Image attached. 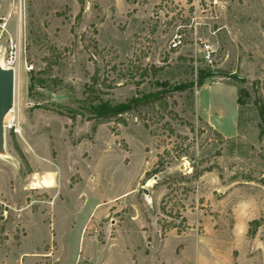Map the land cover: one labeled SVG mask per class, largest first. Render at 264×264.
<instances>
[{
  "label": "rangeland",
  "instance_id": "374dc122",
  "mask_svg": "<svg viewBox=\"0 0 264 264\" xmlns=\"http://www.w3.org/2000/svg\"><path fill=\"white\" fill-rule=\"evenodd\" d=\"M0 58L15 74L0 264L12 251L15 264H98L110 250L80 238L156 222L222 230L223 264H264V0H0ZM156 91L165 106L89 117L91 103Z\"/></svg>",
  "mask_w": 264,
  "mask_h": 264
},
{
  "label": "crops",
  "instance_id": "0c3cea01",
  "mask_svg": "<svg viewBox=\"0 0 264 264\" xmlns=\"http://www.w3.org/2000/svg\"><path fill=\"white\" fill-rule=\"evenodd\" d=\"M237 99L232 103L233 109L237 107ZM249 183L252 182L249 181ZM239 189L240 186H237L232 189L231 193L239 192ZM254 205H256V203H254ZM187 224L188 226L190 225L189 219ZM141 227L140 232H138L140 235L138 238H103L104 243L99 241L98 238H80V240L82 242L88 241L94 244L96 248H106L110 250L108 255L109 259L104 258L99 261L95 260L98 264H113L114 262L112 261L115 260L114 258L116 255L111 252L115 248H119V255L124 257L123 264H223V262L216 257L215 250V248L221 246L224 241L222 238V230H217L215 228V230L211 231L210 235H208L206 231L199 232L197 230L198 227H193L191 225L180 231H178L176 227H172L162 233L157 222L154 228L152 227L150 230L143 228V225H141ZM236 228L237 224H234L233 229L227 234L228 238L233 242L236 240V238H233V234L236 233ZM126 234H128V232H126L125 235ZM81 236L92 237L88 235ZM207 241L210 242L211 245L209 244V246L212 248L209 260L206 258ZM225 242L228 244L231 243V241L228 240ZM83 249L84 247L82 246L79 252L80 257L92 259L87 255H81ZM17 255L13 251L10 253L7 252L3 255V258L7 260L10 259L8 264H15L18 261Z\"/></svg>",
  "mask_w": 264,
  "mask_h": 264
},
{
  "label": "trees",
  "instance_id": "16d2710c",
  "mask_svg": "<svg viewBox=\"0 0 264 264\" xmlns=\"http://www.w3.org/2000/svg\"><path fill=\"white\" fill-rule=\"evenodd\" d=\"M208 71L199 69L197 73V78H196V85L201 86L205 79L208 77ZM239 96L237 99V102L239 105H243V97L247 96V91L244 88H240L239 91ZM158 103L159 106H165L166 103L163 100V93L161 91H156L152 93H147L143 94L141 96H135L132 97L130 100L126 102H119L116 104L104 101V100H99L97 103H91L88 105V112H89V117L92 119L96 120H105V119H110L116 116H120L126 112H129L131 110H135L140 106L148 105V104H154ZM258 114L261 120V125L264 128V105L260 104L258 108ZM163 164L161 163L160 160H158L155 164V166L146 172V175L150 176L153 174H156L161 170V167ZM251 222L257 223V220L254 219ZM165 232V229L162 231V233Z\"/></svg>",
  "mask_w": 264,
  "mask_h": 264
},
{
  "label": "water",
  "instance_id": "95a60500",
  "mask_svg": "<svg viewBox=\"0 0 264 264\" xmlns=\"http://www.w3.org/2000/svg\"><path fill=\"white\" fill-rule=\"evenodd\" d=\"M14 83V69L0 65V152L4 149V116L14 105ZM143 192L148 193L146 188H143Z\"/></svg>",
  "mask_w": 264,
  "mask_h": 264
},
{
  "label": "built area",
  "instance_id": "2783aa9c",
  "mask_svg": "<svg viewBox=\"0 0 264 264\" xmlns=\"http://www.w3.org/2000/svg\"><path fill=\"white\" fill-rule=\"evenodd\" d=\"M176 38L172 41V46L176 47L181 43V40L179 38V36H175ZM5 68H12L11 66H4Z\"/></svg>",
  "mask_w": 264,
  "mask_h": 264
},
{
  "label": "bare ground",
  "instance_id": "6f19581e",
  "mask_svg": "<svg viewBox=\"0 0 264 264\" xmlns=\"http://www.w3.org/2000/svg\"><path fill=\"white\" fill-rule=\"evenodd\" d=\"M0 65H1L3 68H5V67H4L5 64H4V60H3V58H0ZM11 111H12V108L10 109V111H8V113H6V115L4 116V120H8ZM151 180H152V179H151Z\"/></svg>",
  "mask_w": 264,
  "mask_h": 264
}]
</instances>
